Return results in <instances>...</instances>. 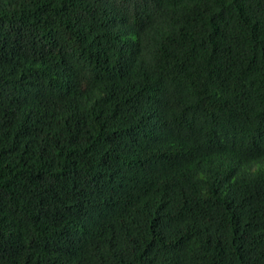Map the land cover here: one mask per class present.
I'll return each instance as SVG.
<instances>
[{
    "label": "trees",
    "instance_id": "16d2710c",
    "mask_svg": "<svg viewBox=\"0 0 264 264\" xmlns=\"http://www.w3.org/2000/svg\"><path fill=\"white\" fill-rule=\"evenodd\" d=\"M0 264H264V0H0Z\"/></svg>",
    "mask_w": 264,
    "mask_h": 264
}]
</instances>
